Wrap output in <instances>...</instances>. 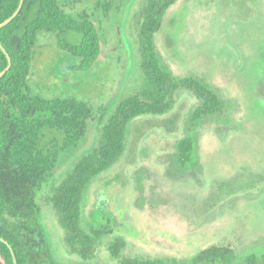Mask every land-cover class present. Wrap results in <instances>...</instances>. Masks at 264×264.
<instances>
[{
  "label": "rangeland",
  "instance_id": "374dc122",
  "mask_svg": "<svg viewBox=\"0 0 264 264\" xmlns=\"http://www.w3.org/2000/svg\"><path fill=\"white\" fill-rule=\"evenodd\" d=\"M58 1L66 14L94 23L100 51L83 69L80 57L61 50L45 32L38 33L32 51L30 90L48 99L84 101L95 117L84 145L64 155L53 179L37 191L41 223L56 260L177 264L220 244L233 250L229 264H248L250 257L263 264L264 103L254 84L261 74L256 49L264 36V0H175L166 9L153 35L156 54L174 79L191 78L210 90L217 107L202 111L205 100L197 89L179 84L167 111L128 122L123 153L82 194L83 228L112 230L95 243L88 259L70 252L49 199L51 188L96 144L115 103L145 87L138 27L148 0ZM69 36L81 38L79 33ZM186 137L192 140V158L181 164L178 141ZM101 190L106 201L98 208ZM115 237L124 240L119 258L108 249Z\"/></svg>",
  "mask_w": 264,
  "mask_h": 264
},
{
  "label": "trees",
  "instance_id": "16d2710c",
  "mask_svg": "<svg viewBox=\"0 0 264 264\" xmlns=\"http://www.w3.org/2000/svg\"><path fill=\"white\" fill-rule=\"evenodd\" d=\"M175 0H148L138 27L140 64L147 79L137 95L119 99L103 120L96 144L84 152L58 184H52L50 202L66 232L70 252L83 259L92 256L95 243L112 232L101 227L86 231L81 224V199L88 182L108 169L125 149L128 122L143 114L167 111L169 99L178 85L192 86L205 100L202 111H213L215 96L191 78L172 77L156 54L153 35L163 14ZM19 0H0V23L17 8ZM39 32L53 36L57 46L82 59L81 68L90 67L100 48L94 23L87 17L66 14L58 0H24L19 13L0 28V42L11 57L9 70L0 78V236L12 246L18 264H61L40 219L37 191L53 179L64 155L81 148L95 122L91 106L74 98L48 99L28 86L32 51ZM79 33L74 40L69 34ZM7 59L0 49V71ZM105 115V114H104ZM104 115L100 120L104 118ZM177 161L191 162L192 140L178 141ZM103 205H99L101 208ZM100 210V209H99ZM124 245L115 237L108 249L119 258ZM233 250L214 244L200 250L191 260L177 264H229ZM264 264V254L262 256ZM159 259H123L119 264H162ZM0 264H13L8 246L0 241ZM248 264H256L253 257Z\"/></svg>",
  "mask_w": 264,
  "mask_h": 264
},
{
  "label": "water",
  "instance_id": "95a60500",
  "mask_svg": "<svg viewBox=\"0 0 264 264\" xmlns=\"http://www.w3.org/2000/svg\"><path fill=\"white\" fill-rule=\"evenodd\" d=\"M23 1L24 0H19V4L17 6V8L13 11V13L7 17L5 20H3L1 23H0V28L4 27L5 25H7L10 21H12V19L19 13L21 7H22V4H23ZM129 1V0H128ZM0 49L3 51V53L5 54L6 56V59H7V65L5 66L4 69H2L0 71V78L9 70L10 66H11V57L9 56V54L7 53V51L5 50V48L3 47V45L1 44L0 42ZM99 194V197H98V200L96 202V206L98 207L99 205H104L105 201H106V198H105V195L103 194V191H99L98 192ZM0 241H2L3 243H5L9 250H10V253H11V256H12V260H13V264H18L17 263V259H16V256H15V252L12 248V246L9 244L8 241H6L4 238H2L0 236Z\"/></svg>",
  "mask_w": 264,
  "mask_h": 264
},
{
  "label": "flooded vegetation",
  "instance_id": "af4514ba",
  "mask_svg": "<svg viewBox=\"0 0 264 264\" xmlns=\"http://www.w3.org/2000/svg\"><path fill=\"white\" fill-rule=\"evenodd\" d=\"M256 50V56L261 74L256 79L254 91L257 94L258 99L264 103V36Z\"/></svg>",
  "mask_w": 264,
  "mask_h": 264
}]
</instances>
